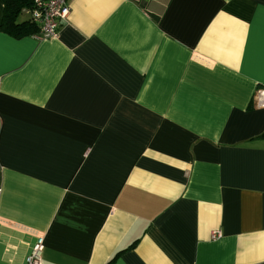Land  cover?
Segmentation results:
<instances>
[{"label":"crops","instance_id":"0c3cea01","mask_svg":"<svg viewBox=\"0 0 264 264\" xmlns=\"http://www.w3.org/2000/svg\"><path fill=\"white\" fill-rule=\"evenodd\" d=\"M262 136L264 0L0 29V264L40 236L43 264H264Z\"/></svg>","mask_w":264,"mask_h":264},{"label":"built area","instance_id":"2783aa9c","mask_svg":"<svg viewBox=\"0 0 264 264\" xmlns=\"http://www.w3.org/2000/svg\"><path fill=\"white\" fill-rule=\"evenodd\" d=\"M72 0H34L31 8L21 11L32 23L38 26V35L41 38H56L60 26L65 22L71 11ZM218 234H212L215 238ZM45 241L42 236L33 243L24 264H43Z\"/></svg>","mask_w":264,"mask_h":264},{"label":"trees","instance_id":"16d2710c","mask_svg":"<svg viewBox=\"0 0 264 264\" xmlns=\"http://www.w3.org/2000/svg\"><path fill=\"white\" fill-rule=\"evenodd\" d=\"M33 1L34 0H2L3 14L0 29L15 38L35 35L38 32V26L32 23L28 18L23 21L19 20L22 9L31 8ZM107 264H113V259Z\"/></svg>","mask_w":264,"mask_h":264},{"label":"rangeland","instance_id":"374dc122","mask_svg":"<svg viewBox=\"0 0 264 264\" xmlns=\"http://www.w3.org/2000/svg\"><path fill=\"white\" fill-rule=\"evenodd\" d=\"M26 18H27V17H26L25 15H22V14H21L20 17H19V20H20V21H23V20H25Z\"/></svg>","mask_w":264,"mask_h":264}]
</instances>
